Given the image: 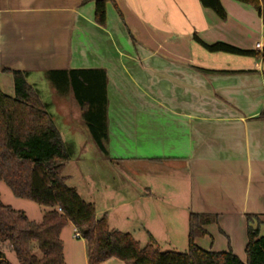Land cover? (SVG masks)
Listing matches in <instances>:
<instances>
[{
    "label": "crops",
    "instance_id": "0c3cea01",
    "mask_svg": "<svg viewBox=\"0 0 264 264\" xmlns=\"http://www.w3.org/2000/svg\"><path fill=\"white\" fill-rule=\"evenodd\" d=\"M219 1L224 19L198 0H115L118 10L107 2L100 26L91 0H0V84L11 70L26 71L34 86L36 73L104 69L103 157L168 166L179 190L160 182L158 196L176 214L157 207L160 226L181 219L187 228L190 212L216 214L196 245L244 259L245 215L264 217V59L209 52L195 37L261 55L264 0L259 12ZM142 190L135 200L156 192Z\"/></svg>",
    "mask_w": 264,
    "mask_h": 264
},
{
    "label": "trees",
    "instance_id": "16d2710c",
    "mask_svg": "<svg viewBox=\"0 0 264 264\" xmlns=\"http://www.w3.org/2000/svg\"><path fill=\"white\" fill-rule=\"evenodd\" d=\"M87 0H84L86 2ZM94 20L104 26L106 4L117 9L115 0H91ZM200 5L224 19L219 0H198ZM260 11L259 0H235ZM118 10V9H117ZM195 39L209 52L254 55L264 59V51L244 50L225 42L206 44ZM13 95L0 89V181L13 196L49 208L40 221L30 220L21 210L0 200V246L12 251L20 264H64L62 229L70 223L85 240L87 263L101 264L111 258L125 264H264V224L257 214H246L245 261L230 250L218 252L198 247L195 239L207 234L204 226L217 221L216 214H188L186 252L161 251L154 239L140 246L129 232L110 228L106 215L95 217L93 204L81 199L63 175L65 163L73 154L56 128L49 106L39 91L27 82L26 71L11 70ZM53 88L71 91L73 104L103 156L108 155L107 77L104 69L52 70L47 73ZM264 117V108L259 118ZM33 245L38 254L33 253ZM0 264H9L0 249Z\"/></svg>",
    "mask_w": 264,
    "mask_h": 264
},
{
    "label": "rangeland",
    "instance_id": "374dc122",
    "mask_svg": "<svg viewBox=\"0 0 264 264\" xmlns=\"http://www.w3.org/2000/svg\"><path fill=\"white\" fill-rule=\"evenodd\" d=\"M8 82L7 84L3 80L0 87L4 93L12 96L14 92L12 77ZM31 82L39 91L40 98L48 104L49 112L62 139L72 147L73 154L62 170L63 175L68 177L67 184L76 189L82 200L93 204L95 217L100 218L105 214L110 221L108 222L110 228L129 232L141 247L149 241L147 232L149 230L161 251L186 252L188 230L180 226L181 219L170 222L168 228L161 227L156 219L155 209L159 206H162L164 216L168 214L174 217L176 214L170 210L176 208L174 202L171 204L165 199V204L158 196L161 193L158 186L160 182H164L166 192L179 190V186L176 185L179 182L172 170L168 166L154 162L108 160L103 157L94 144L86 124L79 116V111L73 107L71 91L57 92L47 74L36 73L31 77ZM63 110H67V115ZM144 185L152 186L156 192L147 201L135 200L138 194H143ZM0 200L4 205L23 211L30 220L37 222L47 209L31 200L13 196L3 181H0ZM129 200L132 202L126 204ZM260 220L264 223V217ZM260 230L261 234H264V224ZM74 234L75 230L70 223L61 231L64 264H88L85 240L82 237H75ZM0 249L5 253L9 264H20L12 251L1 246ZM32 251L38 254L35 248H32ZM241 260L244 261L245 258ZM101 264L125 263L111 258Z\"/></svg>",
    "mask_w": 264,
    "mask_h": 264
},
{
    "label": "built area",
    "instance_id": "2783aa9c",
    "mask_svg": "<svg viewBox=\"0 0 264 264\" xmlns=\"http://www.w3.org/2000/svg\"><path fill=\"white\" fill-rule=\"evenodd\" d=\"M257 47L259 46L258 44L256 45ZM75 237H80L78 233L74 234Z\"/></svg>",
    "mask_w": 264,
    "mask_h": 264
}]
</instances>
